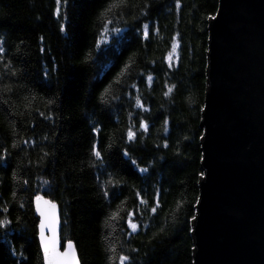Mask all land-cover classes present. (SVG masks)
Returning <instances> with one entry per match:
<instances>
[{"label":"trees","instance_id":"trees-1","mask_svg":"<svg viewBox=\"0 0 264 264\" xmlns=\"http://www.w3.org/2000/svg\"><path fill=\"white\" fill-rule=\"evenodd\" d=\"M129 2L110 25L121 31L97 48L107 0H61L59 15L56 0H0V220L11 221L0 226V264H43L40 195L58 205L61 242H73L80 264H120L121 254L130 257L125 264H192L207 21L218 0H179V8L177 0ZM144 24L147 39L136 31ZM157 190L158 212L137 211L141 197L152 206ZM130 211L140 225L134 233Z\"/></svg>","mask_w":264,"mask_h":264},{"label":"water","instance_id":"water-1","mask_svg":"<svg viewBox=\"0 0 264 264\" xmlns=\"http://www.w3.org/2000/svg\"><path fill=\"white\" fill-rule=\"evenodd\" d=\"M207 22L205 175L191 221L192 264H264V0H218ZM39 197L34 211L45 264L41 223L58 252L67 241L61 242L58 205Z\"/></svg>","mask_w":264,"mask_h":264},{"label":"snow or ice","instance_id":"snow-or-ice-1","mask_svg":"<svg viewBox=\"0 0 264 264\" xmlns=\"http://www.w3.org/2000/svg\"><path fill=\"white\" fill-rule=\"evenodd\" d=\"M67 2V0H65V3ZM57 3V15H59V11H60V3L61 0H56ZM180 3L179 0H177V7L179 8ZM132 5L130 4L129 0H107V3L105 5V7L101 10L99 16H98V20L101 23V27L99 29V37L96 40V47L100 48L101 45L106 44L108 41V38L110 36V34L112 32H116L119 33L121 31L120 28H110V25H112L114 22H116L117 20L121 19L123 17L124 14V10L125 9H131ZM145 7H147V5H145ZM141 14L142 15H146V13L144 12L143 9H141ZM115 18V19H114ZM133 19H137V17H133ZM125 23H127V21H125ZM149 25L148 24H144L142 26V29L138 28L136 29V31H143V38L147 39L149 36ZM61 30L63 31V26H61ZM158 31V29H157ZM176 45H173V49H175ZM4 51L3 47H0V53H2ZM173 53L169 52L167 59L169 61V67H171V58H172ZM93 58V55L91 52L86 54V58L83 61L84 63H87L89 60H91ZM131 63V62H130ZM130 63H126L123 67V69L121 70V72L118 74L120 77H123L124 75H126L129 71H130ZM5 67H7V65H5ZM153 80L152 75H148L147 76V81L149 83V86L151 85V82ZM114 84H120L121 81L120 79H114L113 81ZM112 84H109L104 91L101 93V100L102 102H107V97L111 94V88H112ZM132 87H135V85H133ZM174 86H171L168 88V91L164 92L163 94L165 96H168L172 91H173ZM118 97L113 96L112 99H117ZM49 103H52V101H49ZM136 104L138 107L143 108V103L141 102L139 96L136 97ZM145 111H147V109H145ZM43 115V114H42ZM131 116V114H129ZM165 125H167L168 121L165 120ZM140 129L143 130V132H147L148 131V124L147 122L141 120L140 121ZM165 131H167V128H165ZM127 138L128 141H133L136 138V132L133 130V125H129L127 128ZM13 147H16V145L14 144ZM164 147H168V142L167 140H165L164 142ZM7 150L5 149V152ZM95 151V155L97 157H100L101 153L98 150H94ZM124 155L125 156H129V153L127 152V150L124 151ZM133 164H136L135 160H132ZM140 172H146L147 169L146 168H140L139 169ZM205 173L201 172L200 176H204ZM108 183H113V181L111 180V178L109 179ZM108 193L107 191H105V196H107ZM137 196H140V193L137 192L136 193ZM13 196H15V193H13ZM37 201H39L41 199V197L37 196L36 197ZM143 207L144 210H150V212L152 214H156L158 212V209H160L162 207L161 201H160V191L157 190L154 196V203L152 204V206L149 208L148 205V201L143 199V197L140 198V205H138L137 207V211H140V208ZM4 212H7L8 209L5 207ZM141 215H143V212H140ZM116 214H114L115 216ZM129 220H128V225L131 229V231L134 233L138 230V228L140 227V225L136 222H133V220L131 219V217L134 215L133 212H128L127 213ZM191 219L193 221L196 220V216H192ZM11 221L8 219H4V220H0V226H6L7 224H10ZM45 225L42 222L40 225L41 228V243L43 245V251H44V260H45V264H78V261L76 260V257L74 255V248H73V244L72 241H67V247L65 249V251L63 253H60L56 250V244H55V238L52 239V241L50 242H46L44 239V234H43V229H44ZM191 231V229H189ZM161 232L164 231L163 228L160 229ZM119 261L120 264H125V262L130 261V257L121 254L119 256Z\"/></svg>","mask_w":264,"mask_h":264}]
</instances>
